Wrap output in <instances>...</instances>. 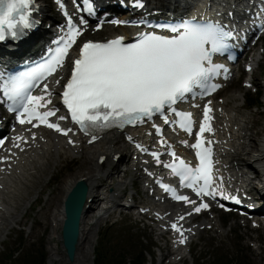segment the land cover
<instances>
[{
    "label": "snow or ice",
    "instance_id": "1",
    "mask_svg": "<svg viewBox=\"0 0 264 264\" xmlns=\"http://www.w3.org/2000/svg\"><path fill=\"white\" fill-rule=\"evenodd\" d=\"M56 3L64 10L65 34L55 42L56 47L49 50L51 54L43 62L16 72H0V96L10 102L8 110L16 113L19 124H31L34 128L44 125L68 136L72 132L71 128H61L58 123L49 120L50 117L57 116L58 109L48 107L53 103V92L49 90L46 81L63 67L69 50L87 29L88 20L81 16L79 23L74 22L61 0H56ZM73 4L78 12L94 14L91 0H82V4L73 0ZM137 6L142 5L138 3ZM34 7V0H0V42L9 38L18 40L35 28L37 22L32 18ZM111 23L127 22L113 20ZM100 27L102 23L95 30ZM156 27L173 35L142 32L133 43H125L124 37H117L106 42L88 41L79 48L61 99L71 121L85 134L92 135L90 143L98 138L93 133L113 127L123 129L129 125L136 126L152 120L154 116L162 117L164 123L168 124V113L178 118L174 122L178 123L179 128L192 135L195 124L192 113L179 111L175 106L189 94L193 99L197 96L202 98L220 87L212 80L221 71L226 73L227 69L223 65L214 64L213 55L222 53L230 46L228 41L234 38L231 30H226L225 26L216 22L201 23L192 20L179 25ZM56 83L59 84V80ZM41 84L42 94L34 95L33 90ZM42 108L48 110L41 112ZM211 111L205 105L203 119L195 134L196 142L190 145L196 150L198 166L190 167L173 151L169 154L179 163L165 164L164 167L170 168L179 177L181 185L191 188L196 196L215 199L217 192L212 189L211 175L212 149L210 146L205 147V143L211 145L212 141L206 142L204 139L205 132L213 131L210 125ZM67 118L63 115L58 117L61 121ZM160 132L157 127V133ZM15 140L17 143L14 147H19L21 141L26 143L21 136H17ZM3 143V139H0V146ZM69 143L73 141L69 140ZM181 143L189 146L186 140ZM152 156L160 163V154L153 152ZM160 186L165 191H175L168 185ZM174 199L194 205L195 213L209 208L207 203L200 202L197 205L188 196L174 195ZM236 202L239 203L238 200ZM191 214L192 212L187 213ZM184 218L181 216L179 220ZM171 228L181 237L178 243L184 244L187 240L184 230L177 223H173Z\"/></svg>",
    "mask_w": 264,
    "mask_h": 264
},
{
    "label": "bare ground",
    "instance_id": "2",
    "mask_svg": "<svg viewBox=\"0 0 264 264\" xmlns=\"http://www.w3.org/2000/svg\"><path fill=\"white\" fill-rule=\"evenodd\" d=\"M38 1L41 8L38 12L39 14H36V16L41 20L40 26L38 31L32 34L26 41L29 43L33 41V43L30 45L29 43L24 45L22 51L35 49V46L43 40L47 33L50 32L44 23V18L47 17V21H49L53 20L54 17L59 16L58 13H53L54 17L51 19L48 10L52 8V5H45L41 2L42 0ZM210 1L215 4L212 0H147V4L150 5L151 9L165 8L168 11L175 12L176 10H181L184 12L187 9L190 10L198 6L207 7L208 2ZM220 1L224 2L225 0H217L216 2L219 3ZM39 15H42L43 17L39 18ZM86 32V37L97 36V38H99L98 35H100L106 36L104 39H107L118 33L126 34L128 29L121 27L115 28L108 25L101 30V34L99 32H93L92 28H89ZM262 46L264 45H261V47L260 45H257L252 48L249 52V59L246 61V63L254 65L255 68L251 74L253 77V86L258 85L259 87H264V79L258 80L254 78V72L256 66L261 63L262 56L261 53H258V50H260ZM2 57L0 55V59ZM237 73L238 71L235 70V77ZM56 81L57 80L54 82ZM229 81L227 83H230ZM242 91L246 92L248 91V88H242ZM241 96V90L230 93L223 99L216 101L215 109L218 115V138L222 142V144L219 145L218 152L222 157V162L224 164L223 169L226 174L225 176L229 179V185L239 183L240 187H247L252 181L251 172H254L257 175L262 174L264 177V172L262 173V171H264V133L262 137L257 139V132L253 131L254 125L251 121L252 118L241 112L242 104L239 101ZM231 101H234L233 105L231 104ZM219 107H222L221 111H219ZM147 131V129L142 130L141 128H135L128 129L125 133L111 132L102 136L98 141L92 144L88 143L90 138H82V143L79 145L78 143L80 139L76 138L77 145L75 146L68 145L67 139L53 136L46 131L37 130L36 132H21L19 135L23 136L26 143L23 141L19 142L20 146L15 149H11V147L8 146L1 155V158L5 157L7 160L0 163V232L10 227L14 222H24V215L20 213L19 210L25 208L23 201L26 200L34 188L38 186L41 179L39 178L37 180V177L40 174L42 175L44 171L46 173L50 166L52 156H64L71 159L80 158L82 165L78 172L79 174L76 177H70L63 185V189H61L60 206L54 210L56 213L53 214L54 212H48L50 211L52 203V200L49 199L46 202L47 204L45 208H43L39 214L43 216L45 220H49V218L53 216L55 220L57 219L59 221V224H54V227L61 229L65 218L64 201L66 196L79 179H84L88 182V207L82 217L80 247L76 253L75 259L69 261L65 250L62 249V251H60L58 243L54 242L55 237H57L59 241L61 240V234L59 232H56V235H50V244L48 246L49 264L66 260L69 264H81L80 250L86 243V246L83 249V255L89 254L87 251L90 247L93 252L92 247L95 242L94 234L97 235L101 220L107 219L113 211V206L119 208L124 207V204H128L121 202L120 200L122 197L126 196V190L128 187V170L121 169L119 163L125 161L128 157V153L133 149L132 145L125 140V137L126 135H132L134 138L145 137L147 136ZM33 136H35V139H33ZM182 151L185 150L183 149ZM3 165L5 166V170L2 169ZM135 165L136 164L131 166V170H133L134 173V177L131 181L134 179H141L143 176ZM48 184L49 182L46 185ZM134 184L135 183L132 182V185ZM260 185L261 182H257L256 188H259ZM136 194L137 192H132L128 195L126 202H130L131 198L135 199ZM110 202H112V204ZM109 205L110 209L104 211L103 207ZM152 205H155L158 211H170V214L168 215V218L170 219L178 213V210H175L164 202L157 200L154 195L151 197L149 203L142 207L147 208ZM126 209H128V207H126ZM45 223H47V221H45ZM210 224L215 226L216 229L219 228L218 223L215 222L213 216L197 225H193L189 222L191 228L188 232L190 237L188 239V244L192 245L191 238L199 234L201 230L205 229V227ZM149 225L152 226L151 223ZM95 226H97L96 233L92 229V227ZM85 227L86 229H84ZM88 231V237L83 239ZM162 233L163 232H159L158 236H161ZM83 240L86 242L84 243ZM52 242L54 243L52 244ZM164 248H166V246H164ZM171 248L172 249H168L167 252H162V248H160L161 253L159 254V264H163L166 259H168L167 264H179V262L186 257L184 247L177 248L175 247V244L172 243ZM59 254H62L61 257ZM86 264L91 263L88 262Z\"/></svg>",
    "mask_w": 264,
    "mask_h": 264
},
{
    "label": "rangeland",
    "instance_id": "3",
    "mask_svg": "<svg viewBox=\"0 0 264 264\" xmlns=\"http://www.w3.org/2000/svg\"><path fill=\"white\" fill-rule=\"evenodd\" d=\"M43 3L45 5H52L51 0H45ZM48 11L51 14L54 13L52 9ZM259 45L260 47L264 45V37ZM258 53H261L262 59L260 65L255 69L254 78L262 80L264 79V46L258 50ZM248 59L249 54L244 59V63L248 61ZM240 71H242V74H238V76L221 91L216 100H221L226 95L241 90L242 96L239 100L242 104L241 112L252 118L251 121L254 125L253 131L257 132L256 137L258 139L262 137L264 133V87L256 85L248 89V91L243 92L244 90L242 91V88H245L244 80L247 78L248 73L243 70H239V72ZM256 91L261 94L263 107L249 110L244 107V98L248 95H253L252 92L256 94ZM231 104L233 105L234 101H231ZM219 109H221V107ZM128 158H132L130 153L128 154L126 162L129 160ZM81 165L80 158L71 159L64 156H52L50 166L48 170L46 169V173L44 171L43 174H45H42L43 176L40 174L41 176L39 175L37 177V180L39 178L41 179L38 186L35 187L29 197L23 201L25 208L19 210V212L24 215V222H14L10 227L0 232V264H7V255L18 246L21 245V251L25 253L34 250L35 247L37 248L38 245L36 244L40 242L44 244L47 254L46 264H49V237L50 235H56V232L61 234L62 230L54 227V224H59L57 219L55 220L53 216H51L49 220H45L39 212L45 208L46 202L51 199V208L48 212H54L53 214L56 213L54 210L60 206L61 189H63V185L70 177L78 176ZM119 167L121 169L124 168L122 164H119ZM133 177V170H130L127 174L128 187L125 197L132 192H137V206L133 209L125 210V212L128 213H124V211H119V209H117L107 219L101 220L97 235L94 234L95 242L93 241L94 244L92 243L93 252L91 251V247L90 249L88 248V255H83V249L86 246V241L83 240L85 245L80 250L81 264H86L88 262L94 264V250L99 244V240L101 239L100 235L109 223L113 222L115 225L112 229L114 230L111 238L112 241L107 245L108 247L111 246L109 248L111 249L113 258L116 260L121 258V255L127 256L129 259H136L140 251L143 250V253L140 255L141 258L145 260V264H159L160 248H162V252H166L170 248L169 245H167V241L163 237L158 236V230H153L149 226L145 227V223L140 221L142 216L134 214V212L138 211L140 205H146L149 203V200L146 194L142 192V179H134L131 181ZM48 182L49 184L46 185ZM132 182L135 184L132 185ZM121 201H124V197ZM214 215L217 216L215 221L218 223L219 228L216 229L213 226L209 229L205 228L199 235L195 236L192 241L191 250L189 251V248H185V260L179 262V264H209L219 256L225 255L234 259L237 264L241 262L242 258L246 261H251L252 264H264V226L262 228H254L251 223L244 225L242 220L233 219L230 215L222 214V212H218V214ZM210 217L211 214L206 216L205 220ZM45 221H47V223H45ZM193 223L195 224L197 221L194 220ZM96 227L97 226L92 227L95 233ZM84 229H86V227ZM86 234L87 235L83 237V239L88 237L89 231ZM129 236L136 237L137 248L130 245L128 241ZM54 242L58 243L60 251L64 249L62 241H59L57 237H55ZM54 242H52V244ZM164 246H166V248H164ZM33 253H35V251ZM59 255L61 257L62 254ZM201 258H203L204 262L200 260ZM167 260L168 259H166L163 264H167ZM66 261H57L54 264H69L68 261ZM15 263L23 264V261L18 258Z\"/></svg>",
    "mask_w": 264,
    "mask_h": 264
},
{
    "label": "trees",
    "instance_id": "4",
    "mask_svg": "<svg viewBox=\"0 0 264 264\" xmlns=\"http://www.w3.org/2000/svg\"><path fill=\"white\" fill-rule=\"evenodd\" d=\"M261 102V95L258 93L255 96L247 97V103L250 107H255V104H259ZM113 235V231L111 227L107 230L105 229L104 233L99 240L98 246L95 248L94 252V264H143V260L140 257L136 259H129L127 256H122L118 260L113 258V254L111 253V249L108 247V243H111V238ZM129 243L135 242L134 238L131 237ZM132 245V244H131ZM135 246V245H132ZM35 251V253H33ZM23 261V264H46L47 254L45 252L44 244L39 243L37 248L31 250L29 252H21V248L14 249L10 252V258L8 262H15L17 259ZM212 264H237L235 260L229 258L227 255L219 256ZM239 264H252L249 260L241 259Z\"/></svg>",
    "mask_w": 264,
    "mask_h": 264
},
{
    "label": "water",
    "instance_id": "5",
    "mask_svg": "<svg viewBox=\"0 0 264 264\" xmlns=\"http://www.w3.org/2000/svg\"><path fill=\"white\" fill-rule=\"evenodd\" d=\"M89 186L85 180H79L67 195L65 201V219L62 228V240L68 259H75L80 239V224Z\"/></svg>",
    "mask_w": 264,
    "mask_h": 264
}]
</instances>
